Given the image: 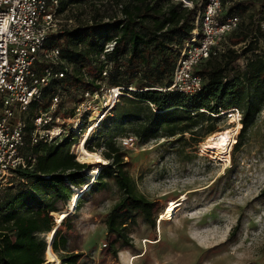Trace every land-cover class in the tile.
<instances>
[{"label": "trees", "instance_id": "16d2710c", "mask_svg": "<svg viewBox=\"0 0 264 264\" xmlns=\"http://www.w3.org/2000/svg\"><path fill=\"white\" fill-rule=\"evenodd\" d=\"M61 1L62 9L67 10L104 0ZM116 2H123L124 18H112L106 22L103 17L94 14L93 24H82L53 37L52 44L61 45L62 56L72 65V71L63 81L53 83L49 91L59 83L64 84L68 94L73 90L76 96L78 90L99 88L100 81L113 87H124L121 99H127L131 104V109L124 115L133 118V133L142 142L178 136L177 141H187V133L195 138L199 129L204 127L201 121L212 124L226 116L228 110L239 108L243 112L242 138L254 125L264 106V54L252 48V44L245 47L242 52L246 58L245 68L236 73L231 66L242 54L229 48L199 66L198 73L204 79L201 90L191 94L171 91L168 88L173 82L180 50L190 38L196 14L184 7L182 2L174 0ZM248 5V2L239 3L229 13L242 17L250 9ZM258 15V21L252 15L250 31L243 29L237 33V30L231 35L235 43L246 41L257 31L264 36V13L260 11ZM241 28L242 22L238 29ZM115 39L117 45L108 54L112 69L109 76L104 77V64L99 56L106 44ZM83 71L88 74V80L83 77ZM80 99L79 94L76 103ZM65 113V117H69L74 110ZM213 129L210 127L205 134ZM100 135L101 132L97 134L95 142L90 138L86 142V148L91 153L103 148L102 156L110 161L101 169L95 181L90 180L88 174L91 166L78 161L71 150L73 145L80 142L75 132L55 142H42L33 147L36 162L30 168L18 169L13 185L2 194L0 264H54L46 260L49 245L46 236L54 233L56 219L61 224L56 230L52 248L61 264H78L83 254L68 250V236L63 229L68 226L71 215L67 216L68 210H62L61 205L64 209L74 202L75 193L77 196L82 192L77 200L76 210H79L86 193L83 185L90 184L88 191L94 192L107 188L109 182L113 181L121 192L120 200L106 220L108 235L112 237L110 246L116 254L117 243L121 246L130 244L128 220L135 221L137 216H142L145 222L156 227L155 202L138 190L115 137L109 131L101 141Z\"/></svg>", "mask_w": 264, "mask_h": 264}, {"label": "rangeland", "instance_id": "374dc122", "mask_svg": "<svg viewBox=\"0 0 264 264\" xmlns=\"http://www.w3.org/2000/svg\"><path fill=\"white\" fill-rule=\"evenodd\" d=\"M111 1L75 6L68 15L82 24H88L94 14L112 17L118 10L116 0ZM247 2L250 9L241 17L242 28L237 33L243 29L250 31L252 15L258 21V13H264V0ZM235 42L230 37L231 46L241 54L250 44L264 54V36L258 31L246 41ZM245 65L242 54L231 67L238 73ZM69 93L62 104L64 117L65 112L73 110L81 90L77 96L73 90ZM40 105L45 106V102ZM130 106L122 98L103 126L94 129L90 139L95 142L101 132L102 141L109 131L115 137L138 190L155 202L156 227L145 222L142 216H137L135 221L128 220L130 244L117 243L116 254L110 246L112 237L108 235L106 220L120 200L121 192L113 181L105 189L84 190L83 206L79 210L77 205L73 208V202L64 209L61 205L62 210H68L67 216L71 215L68 226L63 229L68 236V250L83 254L78 264H264V106L242 138V121L227 114L212 124L201 121L204 127L199 126L195 138L187 133V141L181 142L176 140L179 136L142 142L133 133V118L124 115ZM89 112L81 115L78 123L66 126L68 131L77 127L73 132L79 135V140L88 126L87 121L92 120ZM237 125L239 129L234 134L228 158L203 150L210 136ZM210 127L213 131L205 134ZM129 136L137 137L132 147H126L122 141ZM77 145L71 150L78 161L91 166L88 174L95 181L100 172L93 174L94 168L98 165L102 169L107 164L80 158ZM102 152L103 148H97L96 154L105 159ZM172 200L181 201L182 205L167 213ZM56 222L59 223L57 219ZM53 235L46 236L49 243L46 260L61 264L57 254L50 258Z\"/></svg>", "mask_w": 264, "mask_h": 264}, {"label": "built area", "instance_id": "2783aa9c", "mask_svg": "<svg viewBox=\"0 0 264 264\" xmlns=\"http://www.w3.org/2000/svg\"><path fill=\"white\" fill-rule=\"evenodd\" d=\"M108 1L111 0L103 2ZM174 1L182 2L196 16L190 38L181 47L168 89L191 94L203 87L199 66L232 47L230 37L238 30L241 17L229 12L248 0ZM116 6L119 13L105 17L104 21L125 17L124 4L119 2ZM69 10L62 9L61 0H0V202L4 190L13 185L18 169L30 168L36 162L35 145L68 136L77 127L68 131L66 126L78 123L80 116L89 111L92 120L87 121L84 133L92 126L101 127L124 94V87L100 81L99 88L81 91L72 116L61 115L62 104L69 94L63 83L55 84L52 91L49 88L57 80L66 79L72 65L62 56L61 45L52 44V39L82 26L68 15ZM93 22L91 18L88 24ZM116 45V39L107 43L99 56L104 64V77L112 69L108 54ZM83 77L89 79L84 71ZM227 114L242 121L243 112L239 108H232ZM122 141L126 147H132L137 137H124Z\"/></svg>", "mask_w": 264, "mask_h": 264}, {"label": "bare ground", "instance_id": "6f19581e", "mask_svg": "<svg viewBox=\"0 0 264 264\" xmlns=\"http://www.w3.org/2000/svg\"><path fill=\"white\" fill-rule=\"evenodd\" d=\"M195 30H196V28H195ZM234 120H232V122H234ZM238 129H239V126L237 128L234 127L233 129L230 127V128L225 129L224 131H222L220 133H217V134H214V135L210 136L207 139V141L204 142L203 150L205 152L213 153L214 156H218V157H221V158H224V159L228 158L230 146H231L232 142L234 141V134L236 133V131ZM93 131H94V126H92L90 131L88 133L86 132L87 134L85 133V135H83V137L81 135L82 138H80L81 140H79L80 142H78V145H77L78 146V148H77L78 149V153H80L83 158H91V159H93L95 161L93 163L97 162V163L108 164L107 160H105L102 157L98 156L96 153H91L90 151H88L86 149V146H85L86 142L85 141H86L88 136H90V134ZM100 170H101V167L95 168L94 171H93V174L96 175L98 172H100ZM90 187H91V185L88 184L85 187V190L88 191L90 189ZM82 194H83L82 192H79L77 194V196L78 195L81 196ZM80 196H79V198H80ZM72 205H73V208H75V201L72 203ZM181 205H182L181 201L175 202V201L172 200L171 204L168 207L167 213H170V212L176 210ZM49 252H50V256H51L50 258H52V257H54L56 255V253L54 252L52 247H50V251Z\"/></svg>", "mask_w": 264, "mask_h": 264}, {"label": "water", "instance_id": "95a60500", "mask_svg": "<svg viewBox=\"0 0 264 264\" xmlns=\"http://www.w3.org/2000/svg\"><path fill=\"white\" fill-rule=\"evenodd\" d=\"M92 181H93V180H92ZM92 181H91V182H92ZM83 186H84V187H83V190H85L86 185H83ZM79 196H80V195L76 196V193H75V195H74L75 207H76L77 199L79 198ZM60 224H61V221H60L59 223H57V226H56V228H55V231H54V235H53V236H55L56 230L58 229V227H59ZM51 245H52V243H51Z\"/></svg>", "mask_w": 264, "mask_h": 264}]
</instances>
